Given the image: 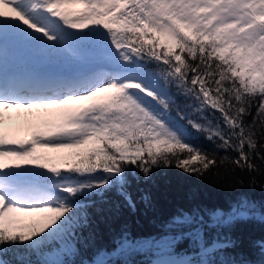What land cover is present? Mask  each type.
Here are the masks:
<instances>
[{"label":"snow or ice","instance_id":"6c2138e0","mask_svg":"<svg viewBox=\"0 0 264 264\" xmlns=\"http://www.w3.org/2000/svg\"><path fill=\"white\" fill-rule=\"evenodd\" d=\"M38 148L66 154L51 164ZM226 165L250 186L264 175V0H0V264H75L87 202L116 189L134 208L137 171ZM256 218L246 197L180 211L171 238L123 232L115 251L250 264L224 256L236 241L221 230ZM184 239L197 258L175 251ZM102 251L90 264H114Z\"/></svg>","mask_w":264,"mask_h":264},{"label":"trees","instance_id":"16d2710c","mask_svg":"<svg viewBox=\"0 0 264 264\" xmlns=\"http://www.w3.org/2000/svg\"><path fill=\"white\" fill-rule=\"evenodd\" d=\"M198 143L207 149L212 148L203 137ZM223 155L225 153H219V156ZM229 155L235 156V153ZM256 163L260 164V161ZM226 167L232 166L214 168L199 178L174 166L154 169L150 179H145L138 171L135 176L129 175L126 191L130 193L135 207H130L116 189L93 197L85 209L87 223L77 233L78 250L69 254L67 259L75 264H90L93 260H107L108 257L102 251L107 250L112 253L114 264H150L153 256L151 251H115L121 233L127 232L132 238L140 240L171 238L174 233L170 230V221L180 211L191 213L194 210L227 209L245 197L257 206H264V188L261 187L264 185V175L252 173L256 183L250 186L249 173L237 169L232 174L226 172ZM217 172L219 176L215 175ZM241 179L243 187L238 183ZM221 233L230 235L236 241V247L226 250L225 257L250 264H264V255L259 247V243L264 242V221L256 218L237 223L230 229H222ZM214 235L215 229L206 232L209 240ZM175 251L197 258L196 249L188 239L179 242Z\"/></svg>","mask_w":264,"mask_h":264},{"label":"rangeland","instance_id":"374dc122","mask_svg":"<svg viewBox=\"0 0 264 264\" xmlns=\"http://www.w3.org/2000/svg\"><path fill=\"white\" fill-rule=\"evenodd\" d=\"M17 136H19V133H17ZM20 138L21 139H24V138H26V135L25 134H22V135H20ZM36 151H37L38 154L45 155V156H48V157H52L53 159H51L50 161H48L51 164H60L61 163V161H59L57 159H54L55 157L60 156L61 155L60 153H53V152L50 153L47 150L39 149V148ZM177 253H179V252H177ZM179 254H181V253H179ZM181 255H183V254H181ZM153 259H155L154 254L152 256V260Z\"/></svg>","mask_w":264,"mask_h":264},{"label":"bare ground","instance_id":"6f19581e","mask_svg":"<svg viewBox=\"0 0 264 264\" xmlns=\"http://www.w3.org/2000/svg\"><path fill=\"white\" fill-rule=\"evenodd\" d=\"M22 134H25V135H26V137H27V135H28V133H27V132H25V131H22V132H19V136H18V138H20V135H22Z\"/></svg>","mask_w":264,"mask_h":264}]
</instances>
